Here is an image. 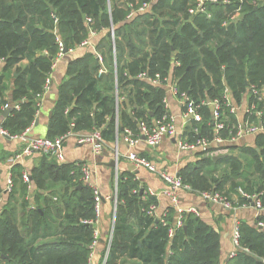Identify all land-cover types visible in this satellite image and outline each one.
Segmentation results:
<instances>
[{"label": "trees", "instance_id": "trees-1", "mask_svg": "<svg viewBox=\"0 0 264 264\" xmlns=\"http://www.w3.org/2000/svg\"><path fill=\"white\" fill-rule=\"evenodd\" d=\"M228 1L206 0L208 17L204 12L190 13L198 0H0V116L10 109L1 127L16 135L34 125L60 42L69 51L92 40L93 33L105 32L94 52L72 60L71 77L59 87L49 138L67 133L72 122L76 131L100 128L111 141L117 134V118L119 131L128 127L139 132L142 121L153 125L167 111V92L164 86L136 77L143 71L173 76L178 91L199 104L217 100L225 122L220 135L236 136L241 124L233 109L242 107L245 95L249 99L244 125L246 121L257 124V112L264 111V97L260 99L264 0ZM144 4L148 7L140 10ZM239 7L240 17L229 20ZM97 53L104 58L103 73ZM23 60L28 61L25 67H21ZM175 60L180 65H174ZM121 95L127 99L126 106L118 109ZM199 113L202 120L191 121L186 133L191 140L213 139L211 106L201 105ZM255 143L256 147L233 143L228 156L217 161L201 154L179 176L190 177L185 181L181 177L186 184L194 177L202 191H219L229 184L230 190L242 188L264 202V131ZM244 154L251 157L243 158ZM80 164L59 165L42 154L30 182L24 181L23 166L13 167L14 187L0 213V264H92L95 226L85 221L95 220L97 213L94 190L83 181ZM217 174L218 180L212 182L210 177ZM18 182L24 194L20 219L12 203ZM31 183L36 187L33 203L28 197ZM3 193L0 182V200ZM156 201L135 172L121 173L106 264H264V229L242 222L240 247L223 261L213 227L190 213L186 230L177 228L171 235L174 212L168 210L161 217L151 214ZM241 201L251 203L242 197ZM258 222L264 224V215Z\"/></svg>", "mask_w": 264, "mask_h": 264}, {"label": "crops", "instance_id": "crops-1", "mask_svg": "<svg viewBox=\"0 0 264 264\" xmlns=\"http://www.w3.org/2000/svg\"><path fill=\"white\" fill-rule=\"evenodd\" d=\"M104 35L105 32H100L97 34L95 33L89 45L80 46L76 49L69 50L67 53H64L61 57L57 58L56 62L54 63L53 72L50 75V87L42 94L38 103L39 109L37 111L35 123L29 129L28 136L30 138H49L48 135L50 132V125L52 123L54 111L59 98V87L71 77L72 72L70 71V65L72 60L82 57L86 53L94 52L96 43L99 42ZM114 63L115 65L117 64L115 58ZM2 65L3 62L0 63V66ZM27 65V60H23L21 62V67H25ZM13 83L14 79L12 78L10 81V89L7 93L9 98H11ZM167 96L169 99V112L175 116L179 130L184 129L186 132L187 126L190 123L184 126L185 120L183 117L184 110L182 103L176 95L167 94ZM118 97L120 96H117V107ZM263 97L264 88L261 90L260 99ZM120 99H122L123 102H126L127 100L122 95ZM248 99L249 96L245 95L242 107H236L240 124L245 123ZM124 106H126V103ZM3 117L5 116H0V182L4 193L0 200V213L3 210L5 204H7L10 196L9 193H6L5 188L7 186L8 179L11 176L13 167L16 164H20L24 167L25 173L31 175V172L39 166L42 156L37 153L32 155H22L21 152L25 146V142L18 139H11L1 133V122ZM246 122L250 123L249 121ZM122 130L123 128L119 134L122 132ZM74 131L79 133L90 132L87 130ZM250 137L251 140L253 139L254 145L248 143ZM256 137L257 134L245 135L237 139L235 144L240 146L256 147ZM130 151H134L144 157H147L148 159L154 161L161 169L176 175H179L180 171L189 164H194L197 162L201 158V154H203L200 152H186L180 150L177 144V139L173 137L165 138L158 146L154 148L148 146L144 141H141L135 147H130L123 140L122 136L118 140L117 132L114 140L111 141L105 139V148L99 154L95 153L89 144L78 143L75 137L68 139L64 143L61 157H52L53 160H55L59 165L88 163L92 169V182L100 190L103 196L101 213L96 226L99 230V238L94 249V256L91 262L92 264H99L104 253L106 252L107 244L113 227L114 211L117 204V177L119 179V176L124 171L130 170L131 172H135L142 184L146 187L147 192L156 198L157 201L154 204L156 206L155 216L161 217L166 212H168V210H172L174 212V225L176 219L179 216L178 209L182 208L183 210H186L185 218L188 214L193 213L196 216H199L209 226L213 227L219 235L221 258L223 261H226L229 258L230 253L233 251V230L237 222L240 224L243 222L251 227H259V229H264V225L260 226V223L262 222H258L259 216L264 215V211H260L258 208H256L253 205V202L247 205L246 202L241 201V197L244 200L247 199L241 193V191H244L242 188H238L237 191H232L230 188L225 190L223 188L221 191L222 197L225 200L223 202H213L206 200L200 195L202 190H181L178 193V205L176 206L173 197L166 193L167 189H169L168 184L160 177L159 174L153 173L143 167L137 168L133 166V164L127 158V154ZM203 155L206 156L205 154ZM113 162H115L114 166H112ZM35 188V184L31 183L29 186L28 196L31 200L30 203L35 201ZM60 188L61 186L59 185L56 188V191L59 192ZM46 193L47 192H45V195ZM13 195L15 199H13L12 203L16 208V216L18 219H20L22 216L21 202L24 198V194L21 191L19 182L16 184V189L14 190ZM225 202L229 203L230 207H227ZM192 208H194L196 212L190 211Z\"/></svg>", "mask_w": 264, "mask_h": 264}, {"label": "built area", "instance_id": "built-area-1", "mask_svg": "<svg viewBox=\"0 0 264 264\" xmlns=\"http://www.w3.org/2000/svg\"><path fill=\"white\" fill-rule=\"evenodd\" d=\"M205 1L206 0H198V4L195 8H191L189 11L190 13H197V12H204L207 13L205 8ZM213 2H217L218 0H211ZM225 2H229L228 0H225ZM148 7L147 4H144L143 7H141L140 10H145ZM208 17H211V14L207 13ZM241 15V8L239 7L235 13L231 15L229 20H236ZM226 24V23H224ZM95 33L92 34V36ZM91 43V39L85 40L81 46H87ZM61 51L59 52L58 58L61 57L64 52V45L62 42H60ZM116 58V55H115ZM97 59L99 64L102 66L100 68V73L105 72L104 67V58L101 53H97ZM174 65H180V63L175 60ZM137 78L147 80L148 82L154 84V85H161L166 88L167 94L176 95L180 102L182 103L183 107V117H184V126L189 124L191 121H201L202 115L199 113V108L201 105L209 104L212 108V119L213 124L216 129V135L213 139H208L206 137H199L195 140H191L189 136L186 134L185 130H179V127L176 123V118L169 112V99L168 96L164 99V104L167 109L166 113L162 118L155 120L153 125L148 124L145 121H142L139 123V132H135L131 128H123L122 132L119 134V121L117 118V132H118V140L122 136L123 140L130 146L135 147L137 146L141 141H144L148 146L154 148L158 146L165 138L173 137L177 139V144L180 150L186 151V152H200L205 154L206 156H217L221 154H227L230 152V146L231 144L235 143L237 139L245 136V135H254L258 134L260 132L264 131V112L258 111L259 116V122L256 123H248V124H241L239 131L236 136L232 138H224L222 135H220V132L222 129L225 128V122L222 120V113H221V105L220 103L215 101H208L203 100L200 104L192 100L187 93H180L178 91L176 82L173 78V76L169 77H162L161 74L151 75L148 71L140 72L137 76ZM51 83L50 76L47 78L45 86H44V92H46ZM43 92V93H44ZM120 98L118 97V100ZM8 107V106H6ZM20 106L17 105L16 108H19ZM236 111V108L233 109ZM71 129L65 133L64 135L57 137L55 139L42 137V138H30L28 136V132L30 128H27L24 132L16 135H10L5 129L1 128V133L5 135L6 137H9L11 139H18L23 142H25V146L22 149L21 154L22 155H32V154H45L49 155L55 158H60L62 155V149L64 146V143L72 138L75 137L78 143L81 144H89L93 151L97 154L101 153L105 148V138L103 136L102 129L95 128L94 130L87 132V133H79L74 131L75 123L72 122L70 124ZM128 160L133 164L135 167H143L148 169L149 171L153 173H157L160 175V177L168 184L169 189H167L166 193L173 197L175 200V205L177 206V197L178 193L181 190H187V191H194L191 185L186 184L183 182L182 178L179 175L171 174L166 170L161 169L155 162L148 159L147 157H144L134 151H130L127 154ZM81 171H82V179L83 181L88 184L90 187L94 190V205L95 210L97 213V217L95 220L85 221L87 223H91L95 226L94 230V241L91 245V255H90V262H92V258L94 256V249L97 245L98 238H99V230L97 229V224L99 221V216L101 213L102 208V200L103 196L100 192V190L94 185L92 182V169L91 166L88 163H82L80 164ZM31 177L28 173H24V181L30 182ZM118 181V177H117ZM14 184L12 181V177L10 176L7 182V186L5 188L6 193H10L13 190ZM241 193L251 201L253 202V205L258 208L260 211H264V202L259 197L258 194H246L244 191H241ZM200 195L205 198L206 200L213 201V202H223L225 201L223 197L214 191H204L200 192ZM117 203V200H116ZM227 207H230V204L225 202ZM250 203H247L249 205ZM155 209L156 206L153 205L150 208V213L155 215ZM190 211L196 212L194 208L190 209ZM116 208L114 211L113 216V227L111 231V235L109 237V241L107 244L106 252L104 253L102 260L99 264H106V261L108 259L109 253H110V245L113 238V231H114V218H115ZM179 216L176 219L173 228L170 230V234L173 235L175 229L182 228L185 225V214L186 210H183L182 208L178 209ZM166 223V221H165ZM263 223H260V226H263ZM240 238H241V230H240V223L237 222V224L234 227L233 230V251L230 253L229 258L236 255L237 250L240 247Z\"/></svg>", "mask_w": 264, "mask_h": 264}, {"label": "rangeland", "instance_id": "rangeland-1", "mask_svg": "<svg viewBox=\"0 0 264 264\" xmlns=\"http://www.w3.org/2000/svg\"><path fill=\"white\" fill-rule=\"evenodd\" d=\"M119 93H120V92H119ZM119 98H121V96H120ZM124 105H125V101L123 102L122 99L118 100V109L124 107ZM248 143L254 145V141H253V139L251 140V137H250V140L248 141ZM255 145H256V143H255ZM227 154H229V153H227ZM246 157L250 158V157H251V154H249V155H245V154H244V155H243V158H246ZM186 160H187V158H186ZM153 162H154V161H153ZM226 167H227V165H222V166H221V169L224 170V169H226ZM181 177L183 178L184 181L190 178V177H186L185 174H182ZM218 177H219V176H218V174H217V175H213V176L210 177V178H211V181H212V182H215V181L218 180ZM191 178H192V180H193V181L191 182L192 185H193V187L196 188V189L201 190V189H200L201 187H199V186H195V185H198L196 179H195L194 177H191ZM191 183H189V184H191ZM223 188H224L225 190H227V189L229 188V184H225ZM223 188H222V189H219V191H214V190H210V191L217 192V193H219V194L222 196L221 191L223 190ZM202 192H204V191H202Z\"/></svg>", "mask_w": 264, "mask_h": 264}, {"label": "water", "instance_id": "water-1", "mask_svg": "<svg viewBox=\"0 0 264 264\" xmlns=\"http://www.w3.org/2000/svg\"><path fill=\"white\" fill-rule=\"evenodd\" d=\"M63 52L64 53H67L68 52V49L65 47L63 49ZM10 113V109H6L4 112H3V116H7L9 115ZM228 156V154H221V155H217V156H213V160L217 161V160H220V159H224ZM115 162L112 163V166H114ZM141 193H142V190H141ZM184 230H186V226H184Z\"/></svg>", "mask_w": 264, "mask_h": 264}]
</instances>
